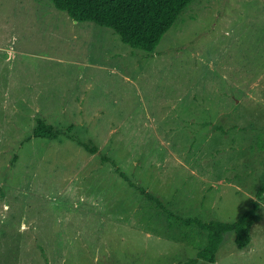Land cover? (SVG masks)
Here are the masks:
<instances>
[{"label": "rangeland", "instance_id": "obj_1", "mask_svg": "<svg viewBox=\"0 0 264 264\" xmlns=\"http://www.w3.org/2000/svg\"><path fill=\"white\" fill-rule=\"evenodd\" d=\"M38 119L65 134L32 137ZM263 181L264 0H194L152 54L0 0V264H182L207 233L176 216L233 222L252 200L249 245L227 232L197 264H264Z\"/></svg>", "mask_w": 264, "mask_h": 264}, {"label": "trees", "instance_id": "obj_2", "mask_svg": "<svg viewBox=\"0 0 264 264\" xmlns=\"http://www.w3.org/2000/svg\"><path fill=\"white\" fill-rule=\"evenodd\" d=\"M192 1L194 0H51L57 10L65 12L74 21L92 22L107 27L123 43L146 54H152L156 50L163 35L171 29ZM61 134L65 133L38 119L32 137L53 140ZM70 138L73 139V137ZM81 145L88 148L86 144ZM94 150L95 148H92L90 151L94 152ZM118 174L130 187H134L141 195L166 209L160 200L142 186L132 182L123 172L118 171ZM263 194L264 181L257 190L256 196L261 198ZM259 208L258 200H252L251 207L233 222L202 221L198 217L176 216L185 225H196L207 233L205 246L196 254V257L182 264H197L199 259L215 263L216 252L227 232L234 233V242L239 249L247 247L251 240V227L260 219Z\"/></svg>", "mask_w": 264, "mask_h": 264}]
</instances>
